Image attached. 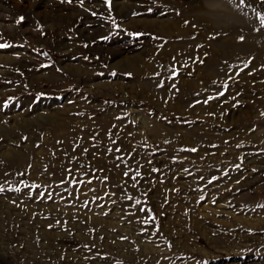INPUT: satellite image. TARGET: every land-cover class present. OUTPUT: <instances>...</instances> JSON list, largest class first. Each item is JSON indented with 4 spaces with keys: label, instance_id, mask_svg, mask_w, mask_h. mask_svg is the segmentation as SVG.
Wrapping results in <instances>:
<instances>
[{
    "label": "rangeland",
    "instance_id": "374dc122",
    "mask_svg": "<svg viewBox=\"0 0 264 264\" xmlns=\"http://www.w3.org/2000/svg\"><path fill=\"white\" fill-rule=\"evenodd\" d=\"M261 16L0 0V264H264Z\"/></svg>",
    "mask_w": 264,
    "mask_h": 264
},
{
    "label": "snow or ice",
    "instance_id": "6c2138e0",
    "mask_svg": "<svg viewBox=\"0 0 264 264\" xmlns=\"http://www.w3.org/2000/svg\"><path fill=\"white\" fill-rule=\"evenodd\" d=\"M21 20L23 19L22 17L20 18ZM261 23L264 24V16H261ZM19 22V21H18ZM4 47H7V45H4V44H0V48H4ZM3 189H0V191H2Z\"/></svg>",
    "mask_w": 264,
    "mask_h": 264
}]
</instances>
